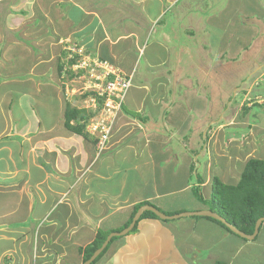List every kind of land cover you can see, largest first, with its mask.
I'll return each mask as SVG.
<instances>
[{"label": "crops", "instance_id": "0c3cea01", "mask_svg": "<svg viewBox=\"0 0 264 264\" xmlns=\"http://www.w3.org/2000/svg\"><path fill=\"white\" fill-rule=\"evenodd\" d=\"M186 1L194 8L205 2L0 0V75L6 70V76L25 75L3 81L10 86L0 94V264H82L83 248L96 232L123 230L136 206L150 204L165 213L209 209L207 203L193 200L194 186L208 200L214 176L236 184L244 162L253 157V149L241 151L235 146L241 141L223 132L235 124L236 114L227 122L217 118L214 127L205 130V160L196 159L200 182L191 169L195 159L191 143L186 140L179 151L169 145L179 141V135L189 136L186 128L194 112L200 118L206 115V98L193 87L177 88V97L170 89L176 82L172 67L179 66V57L172 59L171 53L187 47L165 36L166 30L156 31L169 16H177L179 3ZM202 7L204 26L214 36V52L221 59L226 52V58L234 60L247 48L236 42L250 43L261 33L258 23L264 24V6L259 1L223 0L212 13L206 11L208 5ZM120 13L131 26L118 21ZM12 36L34 37L36 57L30 58L29 46ZM149 36L153 51L147 56ZM71 44L81 46L85 54L97 51L99 58L133 75L107 150L100 155L96 137L64 125L67 103L73 100L71 105L83 107L84 99L81 90L69 89L65 79L71 63L66 47ZM132 49L144 58L146 73L165 68L164 72L152 80L144 78L132 65L139 58L129 54ZM14 61L12 72L13 67L6 65ZM258 70L264 72L263 64H257ZM182 83L188 85L185 79ZM244 94L247 105L264 101L259 95L249 99V92ZM13 104L24 111L12 112ZM150 121L156 123L154 128L148 126ZM136 222L128 233L113 236L93 264H264V222L252 240L203 217L145 216Z\"/></svg>", "mask_w": 264, "mask_h": 264}, {"label": "rangeland", "instance_id": "374dc122", "mask_svg": "<svg viewBox=\"0 0 264 264\" xmlns=\"http://www.w3.org/2000/svg\"><path fill=\"white\" fill-rule=\"evenodd\" d=\"M182 1L185 2V0ZM255 1H259V3L261 2V4L264 6V0ZM222 2L223 0H205V2L199 1L197 4H195V8L193 4H187V1L186 3H179L178 6L180 9L178 10L177 16H173L172 18V16H169L170 13H167L166 15L167 17L169 16L170 19H168L167 22H164L161 25L158 24V28L156 30L157 32H160L163 29L166 30L167 35L165 36H172L178 41L177 43H180V46L187 47L183 49H173L171 53L172 59L175 58V56L179 57L178 68L176 69V67L173 66L171 71V77L174 76L176 79L173 87L170 88H173L172 91L174 95L176 97L178 96L177 88L187 86L193 87L196 94L199 95L200 98H206V115L200 118L198 115H196L197 113L194 112L193 118L189 122L190 127L186 128L188 129L187 131L185 130L186 133H189V136L184 137L179 135L177 136L179 141L172 140L169 144L174 150L179 151L182 150V144L184 142L186 143V140L191 143L195 154H193L195 156V159L193 161L195 167L193 170V174L199 171V175L201 172V168L196 163V159H198L200 162L202 160H205L206 148L205 145H203V139L205 138L206 133L205 130L209 127H211L212 129L216 124V122L213 121L219 117H222V119L227 122L234 114H236L237 119L235 124L233 126H227L223 130L225 136L236 137L237 140L241 141V145H235L238 146L241 151L249 150V152H251L253 149V152H251V154H253V157L264 158V101L260 105H247V103L250 102L243 101L244 98L246 99V94H244V91L249 92V99H252L255 95H259L264 99V72H260L259 70V72L255 71L257 68V64H263L264 67V29L262 28L264 27V24L262 22L258 23V28H260L259 30H261V33L258 36L252 37L254 38L253 40L251 38V44L249 43L250 40L246 39L236 42V45H240L243 48L247 46V48L241 50L239 52V55L233 58L234 60H230V57L229 59L226 58L228 57V54L226 52L225 54H223L222 59L219 58V55H216L217 51L214 52L213 48L216 45L214 36L212 38V36L207 33V24L204 26V17H206V14L202 6L207 7L208 5L209 9H207L206 11L208 13H212L211 8H217L219 5H222ZM242 2H247V0H242ZM211 5H213V7ZM190 8L191 11L189 10ZM199 9H201L202 11H199ZM188 11L190 12L189 14ZM185 13L187 15L184 18ZM119 15L121 18H119L118 21L124 23L126 27L128 25H132L130 19L124 18V13H120ZM180 15H182L180 19L181 23L180 25H178L179 21L177 20V18ZM197 18L200 19V22L197 21ZM168 22L171 25H168ZM205 36H207V39L205 38ZM12 37L17 39L19 42H24L29 46L31 50L30 58H33V56L36 57V55L38 54V47L36 46V39H34V37ZM152 40L153 36H149L145 43V45L149 44V47L146 50L147 56L150 50L153 51V48H151L152 45H150L152 44ZM143 42L144 41H142V45ZM70 48H74L78 51L82 50V56L79 55L80 58L78 59L74 58L75 60H77V62L80 60H92L99 56L97 55V51L92 52L91 50L86 51L87 53L90 52L92 54L89 56V58H87V54H85L81 46L77 47L76 45L71 44L66 47V49ZM129 54L136 55L137 58L139 57L137 61H134L132 65L135 67L134 69H138L139 73H143L144 78L146 77L148 80H152V78L155 77L156 74L157 76H159L164 72L165 68L161 70L156 69L155 74L149 75L145 72V69H143L145 65L144 58L141 55H138V52L135 53L133 49L132 51H129ZM152 55L153 54H151V56ZM18 64H20L19 61ZM15 65L16 61H14L9 67L8 65H6V68L9 69L13 67V72L15 71ZM72 65L69 66L70 75L69 73L65 74L66 83L69 85V89L74 88L76 91L82 90L83 87L88 84L87 72L85 73L83 69H78L77 72L76 69L72 67ZM136 70H134L133 72L135 73ZM75 71L77 72L76 75H71L74 74ZM99 73L101 72L99 71ZM7 74L8 72L6 70L4 74L0 75V94H2L3 92H7L10 86L9 83L6 84L7 82H10L11 80L16 78H25V75L6 76ZM184 79L186 80L188 85L182 83V80ZM3 81L7 82L4 83ZM75 94L76 93H74V95ZM70 103L71 102H69V104ZM71 104L74 105L73 100ZM245 106L248 109L243 111V107ZM10 109L14 113L24 111V108L22 106L19 107L16 104H13ZM155 124L156 123L152 121L148 122V126H153V128ZM84 132H86L85 127ZM247 139H249V141H247ZM190 148L191 147H188L189 150H191ZM179 161L180 158L177 157V162ZM191 192L193 193V200H199V198L197 197L198 192L195 189ZM176 213L179 212H166L165 214L173 215Z\"/></svg>", "mask_w": 264, "mask_h": 264}, {"label": "trees", "instance_id": "16d2710c", "mask_svg": "<svg viewBox=\"0 0 264 264\" xmlns=\"http://www.w3.org/2000/svg\"><path fill=\"white\" fill-rule=\"evenodd\" d=\"M72 62H75V59H71L70 65ZM62 67L63 66H60L61 69ZM98 106L100 107V105ZM247 109L248 108H246V106L243 107V111ZM96 115L97 110H93L92 108L77 107L67 103L64 110V125L70 131L87 136V133L84 132L85 124L90 118ZM196 162L199 163L198 161ZM192 167L191 169L193 171L195 168L193 162ZM197 173L198 172H195V179L200 182V175ZM192 189H195L198 192L197 197L200 201L207 203L210 210L224 217L229 223L235 225L244 233L251 234L254 229L255 221L259 217L264 216V158L249 157L246 159L236 184H226L217 176H214L211 185V195L208 200L202 198L199 192V186H194ZM139 206H136L132 212L129 221L125 224L126 226L130 223L134 212ZM145 216L157 218L154 213L145 211L139 219ZM194 217L206 218L218 224L228 232L233 233L223 223L216 219L204 216ZM135 225L133 228H135ZM108 233L109 232L102 231L96 232L94 240L83 248V261L88 259L94 250L101 246ZM113 238L114 237H112L110 241ZM107 247L108 244L90 264L95 263L104 254Z\"/></svg>", "mask_w": 264, "mask_h": 264}, {"label": "built area", "instance_id": "2783aa9c", "mask_svg": "<svg viewBox=\"0 0 264 264\" xmlns=\"http://www.w3.org/2000/svg\"><path fill=\"white\" fill-rule=\"evenodd\" d=\"M69 51L71 59H74L75 53L77 56L82 53V50L76 52L74 48H70ZM90 55L92 54L88 52L87 58ZM72 67L74 69L81 67L85 73L87 72L88 84L80 92V94L85 95L82 101L83 107L93 109L101 105L97 115L90 118L85 125L86 132L96 137V154L100 155L107 150V142L120 112L124 95L132 85L133 75L122 72L115 65L98 57L86 61L77 62L75 60Z\"/></svg>", "mask_w": 264, "mask_h": 264}, {"label": "water", "instance_id": "95a60500", "mask_svg": "<svg viewBox=\"0 0 264 264\" xmlns=\"http://www.w3.org/2000/svg\"><path fill=\"white\" fill-rule=\"evenodd\" d=\"M145 211H150V212L154 213L156 217H158L159 219H163V220H172V219H178L181 217H193V216L211 217V218L216 219V220L220 221L221 223H223L231 232L237 234L238 236H240L242 238L248 239V240H252L255 238V236L258 233L260 225L262 224V222H264V216L259 217L255 221L253 232L251 234H246L243 231L239 230L235 225L229 223L224 217H222L221 215H219L218 213H216L210 209L184 211V212H179V213H176L173 215H167L164 212L157 209L153 205L143 204L136 210L135 214L133 215V217L131 219V222L129 223V225L126 228H124L123 230H121L119 232H112V233L108 234L106 239L101 244V246L98 247L96 250H94V252L91 254V256L88 259H86L82 264H90L92 261H94L95 258L102 252V250L105 248V246L107 245V243L109 242V240L113 236L124 235V234L128 233L131 229H133L135 222L139 219V217Z\"/></svg>", "mask_w": 264, "mask_h": 264}, {"label": "bare ground", "instance_id": "6f19581e", "mask_svg": "<svg viewBox=\"0 0 264 264\" xmlns=\"http://www.w3.org/2000/svg\"><path fill=\"white\" fill-rule=\"evenodd\" d=\"M76 69H81V67H76ZM100 107H101V105H100ZM100 107L99 106H96V107L93 108V110H97V112H98L99 109H100ZM95 145H96V143H95Z\"/></svg>", "mask_w": 264, "mask_h": 264}, {"label": "clouds", "instance_id": "9594fccd", "mask_svg": "<svg viewBox=\"0 0 264 264\" xmlns=\"http://www.w3.org/2000/svg\"><path fill=\"white\" fill-rule=\"evenodd\" d=\"M104 60V59H103ZM74 76H75V74H74ZM84 97H85V95H83ZM83 108H86V107H83ZM86 125V124H85ZM131 222V221H130Z\"/></svg>", "mask_w": 264, "mask_h": 264}]
</instances>
